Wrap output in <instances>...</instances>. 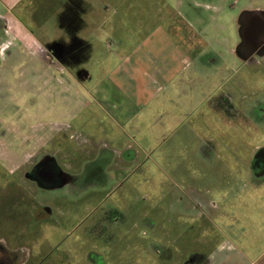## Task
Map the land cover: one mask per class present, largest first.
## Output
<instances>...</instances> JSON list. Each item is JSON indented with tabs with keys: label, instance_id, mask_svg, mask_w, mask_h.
Segmentation results:
<instances>
[{
	"label": "rangeland",
	"instance_id": "rangeland-1",
	"mask_svg": "<svg viewBox=\"0 0 264 264\" xmlns=\"http://www.w3.org/2000/svg\"><path fill=\"white\" fill-rule=\"evenodd\" d=\"M64 1L0 8V258L260 264L261 193L249 165L264 147V119L240 101L264 90V41H255L264 0H202L196 10L189 0H83L113 27L80 46L68 36L77 0L60 12ZM158 28L196 52L173 79L133 53L140 44L137 53L143 45L154 60L166 56L162 44L142 43ZM239 53L263 55L241 64ZM233 89L241 94L224 107ZM39 152L73 185L45 190L27 179Z\"/></svg>",
	"mask_w": 264,
	"mask_h": 264
},
{
	"label": "crops",
	"instance_id": "crops-1",
	"mask_svg": "<svg viewBox=\"0 0 264 264\" xmlns=\"http://www.w3.org/2000/svg\"><path fill=\"white\" fill-rule=\"evenodd\" d=\"M23 0H0V8L4 10L5 13H8L12 11L18 4H20ZM67 1V0H66ZM64 1L62 2L59 7H60V12H63L67 2ZM180 3L182 0H177ZM78 3L76 11L78 13V18L76 22H71V24H76L77 25V30H72L68 31V36L69 38H74V40H77L78 45L80 46L81 42L85 43L86 38L88 40H93L95 42L98 40V43L105 38L107 39V35L111 33L108 31L109 28H112L113 25L111 23L107 24V18H102L99 19L97 16V9L96 4L92 6L85 7L84 1L83 0H77ZM207 2H203L202 0H189L188 6L196 10V7H199L200 5H205ZM207 5V4H206ZM254 10H257L258 8H253ZM66 11L68 9H65ZM261 10V9H258ZM181 11V9H179ZM73 12V11H71ZM195 12V11H194ZM186 13L185 10L181 11V15ZM1 18L7 20L6 16L1 15ZM165 16H163V19ZM189 25H191V20L186 19ZM66 25H69V23H66ZM9 28V27H8ZM106 28V30H104ZM175 33V32H174ZM5 35V32H4ZM32 35H34L32 33ZM154 38H156L154 40ZM185 43H189L192 41L190 37H184ZM143 44H150L152 47V44H162V50L163 54H165L167 51L166 56H161L160 52L157 56V59L154 60L151 57L150 50L143 52V45H142V51L141 53H137V51H140L141 46L140 44H137L136 47L133 50V53L138 54L139 58L141 60H147L151 63V65H154V68L156 69V72L153 74L154 76H159L160 78H163L165 75H167L165 79L171 78L176 72L180 71L185 63V65L190 64L192 60V56H196V52L192 50L190 47L188 49L187 46H182V39L181 41L177 42L173 40V37H171L170 33H168L166 30H163L161 28L154 29L151 35H148L145 37L144 41L142 42ZM141 43V44H142ZM166 47V50L164 51ZM195 53V54H194ZM162 63V66L160 67L159 63ZM175 77H172V79ZM168 82H166L165 85H167ZM254 177L259 178L253 180V185L257 187L261 193L260 199L258 200V204L256 208H258L259 214H258V222H261L258 224V239L264 238V172L260 173H255ZM255 219V218H254ZM256 222V219H255ZM246 228L247 224L246 222L243 221H238L237 224V232L239 235H246ZM262 249V248H261ZM264 255V249H262L259 254L257 255L260 260V264H264V261L262 259V256Z\"/></svg>",
	"mask_w": 264,
	"mask_h": 264
},
{
	"label": "flooded vegetation",
	"instance_id": "flooded-vegetation-1",
	"mask_svg": "<svg viewBox=\"0 0 264 264\" xmlns=\"http://www.w3.org/2000/svg\"><path fill=\"white\" fill-rule=\"evenodd\" d=\"M248 20V18H247ZM258 38L255 39V41H264V20H260V27H259V31H258ZM240 57L238 59V62L241 64H247L249 63L252 59L254 60L256 58V55H263L261 54H251V55H246V54H241L239 53ZM248 56V57H247ZM252 60V61H253ZM241 84H243L242 82H239L238 84H236V87H239ZM262 93L264 92L261 91ZM236 93L241 94V90H237L236 92H234L232 90H228L227 93L223 94V97H221V104L226 107L228 105V107L230 106V100H232V95H236ZM260 93L258 96V98H256L254 101L255 103L251 102L249 103L250 100H246V95H243V98L245 97V99H242V101H240V107L243 110L244 113V109H249L248 112L251 114H255L256 117L260 118V119H264V107L261 105L260 102V95L262 94ZM259 99V100H258ZM3 134V132H2ZM0 134V135H2ZM51 154L50 153H46V152H39L36 153L34 160L31 162V165L29 167V169L25 172L24 176L29 179L30 181H32L36 186L45 189V190H52V189H58V188H62V187H67L73 185V182H68V180H64L65 174H63L55 165L53 159H50ZM250 170L252 171L253 175L255 173H262L264 172V147L260 146L258 150H256L253 154V158L250 162ZM11 175H13V173H10ZM9 183H18L21 187V183L18 180L12 179V180H7ZM6 181L5 179L3 180V184H5ZM66 184V185H65ZM65 185V186H64ZM209 200L207 199L206 202H208ZM213 203V202H212ZM213 207V205H212ZM215 207V205H214ZM111 211V209H110ZM102 217L101 220L103 222H107L109 217H110V213L106 212L103 210V212L101 213ZM115 218H113L114 220ZM113 220L110 222L112 223ZM106 225V224H105ZM111 225V224H110ZM105 229V227H104ZM2 258V259H1ZM0 258V264H9V260H6L5 255L3 257ZM206 261L204 262V260L202 262H198L195 264H205Z\"/></svg>",
	"mask_w": 264,
	"mask_h": 264
}]
</instances>
